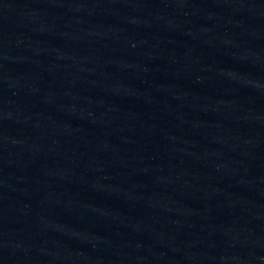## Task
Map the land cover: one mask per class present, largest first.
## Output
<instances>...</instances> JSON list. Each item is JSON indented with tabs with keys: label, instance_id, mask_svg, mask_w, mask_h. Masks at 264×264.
Here are the masks:
<instances>
[{
	"label": "water",
	"instance_id": "95a60500",
	"mask_svg": "<svg viewBox=\"0 0 264 264\" xmlns=\"http://www.w3.org/2000/svg\"><path fill=\"white\" fill-rule=\"evenodd\" d=\"M264 46V0H0V264H93Z\"/></svg>",
	"mask_w": 264,
	"mask_h": 264
}]
</instances>
